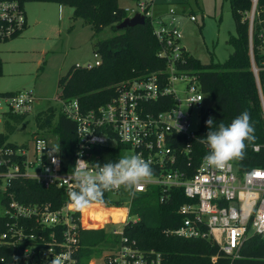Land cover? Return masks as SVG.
Segmentation results:
<instances>
[{"label":"built area","instance_id":"2783aa9c","mask_svg":"<svg viewBox=\"0 0 264 264\" xmlns=\"http://www.w3.org/2000/svg\"><path fill=\"white\" fill-rule=\"evenodd\" d=\"M154 1L137 0L136 6L124 8L129 18L139 13L151 19L154 35L162 45L159 57L166 60L165 69L123 82L115 97L92 109L84 110L78 98L64 100L59 97L62 106L58 114L61 112L76 123L74 161L66 166L73 169L78 158L95 164L109 153L107 149L119 145H122L120 157L132 151L150 163L151 179L134 194L123 186L107 191L112 201H119L120 205L89 204L124 209V219L89 220L83 208L78 209L69 201L68 192L75 188L72 169H64L58 138L45 134L47 128H39L31 146L28 142L17 144L9 140L17 118L24 119L32 114L41 98L34 89L0 91V193L4 206L0 215L1 264H51L54 256L61 257L62 264H79L81 233L94 229H107L118 236L119 241L110 243L100 257L93 256L89 264H165L162 252L142 249L137 240L124 234L135 195L150 187L161 188L162 203L170 200L171 191L175 189L182 190L190 199L179 207L184 215L183 224L167 233L209 239L219 247V253L230 258L239 256L248 237L258 234L264 238V177L249 176L245 180V173L264 167L242 170L237 160L223 169L202 166L203 160L192 172L187 171L192 168L191 162L187 168L181 166V159L190 157L192 141L200 127V121L194 126L193 114L197 110L200 117L207 94L198 75L183 67L187 48L182 44L175 8L169 7L170 21L166 22L162 15L153 14ZM24 5L20 0H0V41L18 37L25 31L28 20ZM259 6V0H252L248 17L252 51L253 25L258 24V49L264 69V8ZM191 20L195 21L196 17L192 15ZM94 56V63L77 64V67L101 65L99 53ZM252 62L264 114L260 68L253 52ZM183 137L187 140L184 145ZM254 148L258 151L260 147ZM80 153L82 156H78ZM108 157L111 160V155ZM21 179L36 180L46 188L60 189L66 201L60 207L52 202L21 201L14 190ZM218 257L214 255L212 261Z\"/></svg>","mask_w":264,"mask_h":264},{"label":"trees","instance_id":"16d2710c","mask_svg":"<svg viewBox=\"0 0 264 264\" xmlns=\"http://www.w3.org/2000/svg\"><path fill=\"white\" fill-rule=\"evenodd\" d=\"M22 4L30 1L57 2L74 8L76 17L86 24L92 25L97 32L107 26L118 31L113 37L97 43V53L102 63L92 68L72 66L59 79L61 88L59 97L64 100L78 98L83 109L88 110L110 101L117 94V89L123 82L134 78L146 77L154 72L165 69L166 60L159 57L162 45L154 35L152 21L147 17L142 25L128 26L119 29L118 25L128 18L125 8L120 6V0H20ZM236 23V34H232L228 43L233 52L224 62L203 63L199 58L185 51L186 63L183 67L196 73L204 93L213 101L212 106H204L200 113V127L197 137L192 141L190 157L181 159L182 168H187L191 162L194 171L204 156L210 152L208 146L201 143L209 131L206 121L212 117L216 124L220 122L228 125L243 111L251 117L255 127L256 140L253 143L245 141L247 147L242 160H237L242 170L264 167V114L259 94L257 78L253 69L252 52L259 70V79L264 92L263 57L258 45V24L254 23L253 51L251 47V22L248 13L252 9V0H229ZM260 9L264 8V0H259ZM1 73V59H0ZM20 118H17L19 120ZM38 126L48 129L58 138V149L64 160V169L71 170L74 161V146L77 142L76 123L63 113H56L51 106L37 116ZM14 127L11 128L13 130ZM186 144V138H181ZM259 146V150H255ZM122 145L109 148L99 163L115 162L120 158ZM108 155H111L109 160ZM21 201L52 202L60 207L65 201L64 192L56 188H46L36 180L21 179L14 188ZM160 187H150L146 192L135 195L131 209L129 223L124 227V234L137 240L142 249H155L162 252L165 264H264V238L258 234L245 239L236 258L226 257L219 253V247L206 238H185L168 230L179 228L184 221V215L179 207L190 199L180 189L172 190V196L166 203L160 201ZM107 204L120 205L119 201H112L107 191L100 201ZM91 207L98 205H89ZM88 206L85 208L87 209ZM112 209L102 208L100 216L97 213L84 215L86 219L103 221L106 218L114 220ZM84 211V208H83ZM94 214H97L94 215ZM0 226V231H1ZM119 241L118 236L112 235L107 229L83 230L81 233V251L79 264H89L93 256L100 257L104 249L113 241ZM219 255L214 262L212 257ZM2 251L0 249V256ZM1 264V263H0Z\"/></svg>","mask_w":264,"mask_h":264},{"label":"rangeland","instance_id":"374dc122","mask_svg":"<svg viewBox=\"0 0 264 264\" xmlns=\"http://www.w3.org/2000/svg\"><path fill=\"white\" fill-rule=\"evenodd\" d=\"M122 7H134L137 0H120ZM176 10L177 25L182 32V44L203 63L224 62L233 52L228 39L236 34V23L229 0H155L152 12L162 15L169 22V7ZM28 26L18 37L0 41V91L19 92L34 89L41 98L32 114L15 121V129L9 140L21 144L33 143L39 131L38 113L53 106L58 114L61 108L59 79L77 64L94 63L97 43L113 37L118 31L107 26L97 32L95 28L76 17L74 8L57 2H26ZM167 13V14H166ZM196 17L195 21L191 16ZM206 106L213 101L206 96ZM49 109V108H48ZM200 121L198 111L193 114L196 126ZM49 137L54 138L50 132ZM129 151L127 155H133ZM101 207H84V215L97 213ZM4 211L0 193V215ZM97 214H94L97 216ZM126 211L121 209L118 221L124 219ZM121 228V226H120Z\"/></svg>","mask_w":264,"mask_h":264},{"label":"clouds","instance_id":"9594fccd","mask_svg":"<svg viewBox=\"0 0 264 264\" xmlns=\"http://www.w3.org/2000/svg\"><path fill=\"white\" fill-rule=\"evenodd\" d=\"M216 124L212 117L206 121L209 128L207 135L201 138L210 149L204 156L202 166L223 169L233 160H242L247 147L245 141L253 143L256 140L255 127L251 123L250 114L243 111L228 125L220 122ZM53 151H56L53 148ZM82 156V153L78 154ZM56 163V160H53ZM153 175L150 163L139 154L124 155L118 161H109L101 165L99 162L90 164L78 158L71 172V180L75 188L68 192L69 201L78 209L88 206L91 202L100 201L105 191L124 187L131 194L140 190L142 185ZM249 176L264 177V169H253L245 173V180ZM51 264H62L59 256H54Z\"/></svg>","mask_w":264,"mask_h":264},{"label":"water","instance_id":"95a60500","mask_svg":"<svg viewBox=\"0 0 264 264\" xmlns=\"http://www.w3.org/2000/svg\"><path fill=\"white\" fill-rule=\"evenodd\" d=\"M146 22V18L142 14H136L134 17L126 18L124 21H122L119 25V29H124L128 26H136V25H142Z\"/></svg>","mask_w":264,"mask_h":264},{"label":"bare ground","instance_id":"6f19581e","mask_svg":"<svg viewBox=\"0 0 264 264\" xmlns=\"http://www.w3.org/2000/svg\"><path fill=\"white\" fill-rule=\"evenodd\" d=\"M120 211H121V209H114L113 210L112 214L115 217L113 221H118L117 216L120 214Z\"/></svg>","mask_w":264,"mask_h":264}]
</instances>
